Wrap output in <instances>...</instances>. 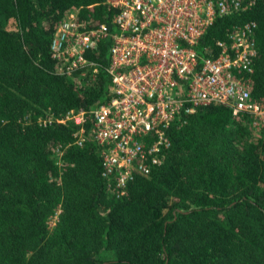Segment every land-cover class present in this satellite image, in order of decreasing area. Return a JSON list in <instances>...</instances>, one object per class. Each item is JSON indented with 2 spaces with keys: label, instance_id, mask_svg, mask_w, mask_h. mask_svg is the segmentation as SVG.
Masks as SVG:
<instances>
[{
  "label": "trees",
  "instance_id": "1",
  "mask_svg": "<svg viewBox=\"0 0 264 264\" xmlns=\"http://www.w3.org/2000/svg\"><path fill=\"white\" fill-rule=\"evenodd\" d=\"M195 46L199 60L255 24L254 71L233 72L264 99V0H241ZM118 10L107 0H0V264H264V121L212 103L165 130L146 172L106 175L93 110L111 98ZM109 35L69 70L53 57L61 22ZM84 112L77 123L68 116ZM80 137L84 141L79 143ZM150 136L149 141H155ZM157 158L160 163L154 162ZM140 162V161H139Z\"/></svg>",
  "mask_w": 264,
  "mask_h": 264
},
{
  "label": "built area",
  "instance_id": "2",
  "mask_svg": "<svg viewBox=\"0 0 264 264\" xmlns=\"http://www.w3.org/2000/svg\"><path fill=\"white\" fill-rule=\"evenodd\" d=\"M107 1L118 10L114 24L119 30L113 34L107 67L111 98L93 110L94 136L104 145L106 175L117 169L124 184L133 170L147 173L144 158L147 153L157 156L168 143L166 128L202 106L222 103L235 115L264 121V99L254 100L250 81L233 72L254 71L255 24L235 28L232 42H218L221 50L214 57L200 62L195 50L217 16L239 9L241 0ZM80 26L75 15L59 24L52 55L69 70L89 66L97 72L99 64L87 53L109 35L108 27L82 31ZM83 116L81 111L68 119L80 123ZM154 134L156 140L150 142ZM80 138L82 143L84 137Z\"/></svg>",
  "mask_w": 264,
  "mask_h": 264
}]
</instances>
